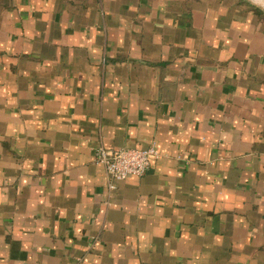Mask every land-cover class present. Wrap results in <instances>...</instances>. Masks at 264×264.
<instances>
[{
	"label": "crops",
	"instance_id": "obj_1",
	"mask_svg": "<svg viewBox=\"0 0 264 264\" xmlns=\"http://www.w3.org/2000/svg\"><path fill=\"white\" fill-rule=\"evenodd\" d=\"M253 5L0 0V264H264ZM151 145L140 177L95 161Z\"/></svg>",
	"mask_w": 264,
	"mask_h": 264
},
{
	"label": "built area",
	"instance_id": "obj_2",
	"mask_svg": "<svg viewBox=\"0 0 264 264\" xmlns=\"http://www.w3.org/2000/svg\"><path fill=\"white\" fill-rule=\"evenodd\" d=\"M157 156L158 151L154 145L123 149L99 147L95 151V161L102 164L108 176L116 180L142 176ZM110 188L114 186L110 185Z\"/></svg>",
	"mask_w": 264,
	"mask_h": 264
},
{
	"label": "trees",
	"instance_id": "obj_3",
	"mask_svg": "<svg viewBox=\"0 0 264 264\" xmlns=\"http://www.w3.org/2000/svg\"><path fill=\"white\" fill-rule=\"evenodd\" d=\"M252 7L254 8V11H255L256 13L261 12V13L264 14V11H263L262 9H260L259 7L255 6V5H253Z\"/></svg>",
	"mask_w": 264,
	"mask_h": 264
},
{
	"label": "rangeland",
	"instance_id": "obj_4",
	"mask_svg": "<svg viewBox=\"0 0 264 264\" xmlns=\"http://www.w3.org/2000/svg\"><path fill=\"white\" fill-rule=\"evenodd\" d=\"M247 1H250L252 3H255L257 5H260L261 7L263 6L264 7V4H262V2H257L256 0H247Z\"/></svg>",
	"mask_w": 264,
	"mask_h": 264
}]
</instances>
